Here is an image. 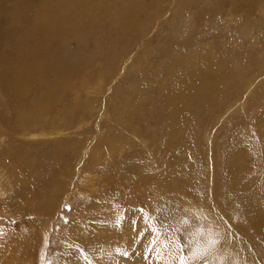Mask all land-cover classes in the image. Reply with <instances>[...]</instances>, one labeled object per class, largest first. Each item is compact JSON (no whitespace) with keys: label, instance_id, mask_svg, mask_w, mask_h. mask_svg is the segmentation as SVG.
I'll use <instances>...</instances> for the list:
<instances>
[{"label":"rangeland","instance_id":"obj_1","mask_svg":"<svg viewBox=\"0 0 264 264\" xmlns=\"http://www.w3.org/2000/svg\"><path fill=\"white\" fill-rule=\"evenodd\" d=\"M23 1L0 0V69H10L5 81L0 77V264H134L137 255L141 264H259L257 256L264 264L261 236L225 184L233 178L227 176V154L239 152L236 163L246 166L241 174L254 176L252 185L264 190V145L254 136L264 130V0L238 8L230 7L231 0H217V6L215 0H148L146 10L124 22L123 33L110 26L116 22L111 15L124 11L122 1H89L47 40L48 55L59 50L75 63L72 82L57 87L38 116L16 127L10 91L14 95L25 66L19 55L34 39L28 30L40 27L31 18L39 0ZM62 6L54 15L60 22ZM8 8H22V17L8 16ZM5 18L21 28L6 35ZM226 50L229 59L236 57L230 60L237 75L221 101L199 112L190 146L175 143L172 162L173 155L161 157V136L171 121L164 96L202 68L210 92L206 66ZM178 114L184 120L188 110ZM40 130L62 134L36 137ZM163 169L172 172L162 180ZM165 180L174 183L163 187ZM138 212L147 219L137 220ZM124 229L127 242L108 241L110 234L115 241L124 236ZM157 249L170 260L160 261Z\"/></svg>","mask_w":264,"mask_h":264},{"label":"bare ground","instance_id":"obj_2","mask_svg":"<svg viewBox=\"0 0 264 264\" xmlns=\"http://www.w3.org/2000/svg\"><path fill=\"white\" fill-rule=\"evenodd\" d=\"M25 1V0H24ZM23 1V3H24ZM57 0H39L38 1V5L37 7H35L36 9L34 10V12L31 14V18L37 22V24H40V27L37 28L34 27V30H28L31 35H34V39H32V44L31 45H27L28 47H26V49H24L20 55H19V62L21 64H24L25 66L20 67V80L17 81L16 84V90L13 88L14 90V95L13 92L11 93L10 91V95L11 98L16 102L15 103V107H14V115H15V121L16 122V127L19 126H23L26 123L30 122L33 117L38 116L43 110V108H45L49 103H51L54 99L53 97L55 96V89H57L58 87V91L63 90L62 89V85L65 84L66 82H72V74L76 71L75 68H77L75 65V63H72L71 60L68 61V57L59 50L54 51L51 55H48L50 52H46L49 48L47 46V40L50 38L52 39L53 36H56L57 34V29H61L64 28L66 26V22L69 19H72L71 16L74 14H76L77 12H79L82 8H84L86 5V3H88L89 1H96L95 3L97 5L101 6V2L102 0L98 1V0H60L63 2V4L57 3ZM123 2L124 4V11L120 14H118V12L116 11L114 15H111V18L116 20V22H113L112 24H110V26H120L121 27V33H123L125 31V23H127L129 20H131V17H135L136 13H140L142 10H146V8L148 7V0H120ZM214 1V0H213ZM217 0H215V5L217 6L216 2ZM14 2V1H13ZM20 2V1H19ZM93 2V3H94ZM258 2H260V0H231V2L229 3L231 8H238L237 3L242 4V3H247V5H252V4H257ZM22 3V4H23ZM35 3V2H34ZM90 3V2H89ZM182 3V2H181ZM188 1L184 2V5H187ZM12 4V3H11ZM20 4V5H22ZM148 4V5H147ZM182 5L180 4V2L177 3V5ZM16 5V4H15ZM34 5V4H33ZM36 5V4H35ZM58 5V6H56ZM61 5H63L62 7L64 8V11L66 10V14H64L62 16V20L61 18H59L61 20L58 21L54 15L56 14V9H60ZM178 5V6H179ZM191 5V4H190ZM189 5V6H190ZM244 5V4H242ZM18 6V5H17ZM126 6V7H125ZM219 6V5H218ZM245 6V5H244ZM253 6V5H252ZM13 7H16L13 5ZM99 7V6H98ZM177 7V6H176ZM246 7V6H245ZM261 7V6H259ZM20 8V6H19ZM25 8H28V4H25ZM101 9V7H99ZM103 8V7H102ZM110 8V7H109ZM218 8V7H216ZM220 8V7H219ZM230 8V9H231ZM14 10H12V8H8L9 10V15H12L17 12L20 13V16L22 17L21 14V10L17 9V8H13ZM62 9V8H61ZM60 9V11H61ZM184 9V7L182 8V10ZM187 9V7H186ZM2 10V9H1ZM109 10V9H108ZM107 10V11H108ZM213 10V9H212ZM215 10V9H214ZM105 11V10H104ZM228 11V10H227ZM237 11L234 10V12ZM252 11V10H251ZM24 12V11H22ZM26 12V10H25ZM24 12V13H25ZM76 12V13H75ZM210 12V11H209ZM215 12V11H214ZM218 12V11H217ZM220 12V11H219ZM231 12V11H230ZM264 12V11H262ZM61 13V12H59ZM90 13V12H89ZM106 14V12L104 13ZM112 14V13H111ZM76 16V15H75ZM83 16V14H82ZM17 17V15L15 16ZM57 17V16H56ZM61 17V16H60ZM7 18V17H6ZM6 18L2 21V26H5L7 28V33L6 35L9 33V31L11 33H14V29L16 27V29L21 28V23L19 22H14L9 23V20H6ZM68 18V19H67ZM99 18V17H98ZM214 18V17H213ZM76 19V18H74ZM82 19V18H81ZM73 20V19H72ZM79 20V18H78ZM101 20V19H100ZM110 20V18L108 19ZM107 20V21H108ZM32 21V22H34ZM66 21V22H65ZM99 21V20H98ZM250 19L249 17H247V19L245 20V23L249 22ZM101 22V21H100ZM122 23L124 25H122ZM12 24V27H11ZM35 24V25H37ZM119 27V28H120ZM5 28V29H6ZM14 28V29H13ZM32 28V27H31ZM47 29V33L48 34H43L41 32L42 29ZM113 28V27H112ZM107 30V29H106ZM110 30V29H109ZM44 31V30H42ZM90 31V30H89ZM111 31V30H110ZM115 31V29H114ZM113 31V32H114ZM127 31V30H126ZM6 32V31H5ZM17 32V30L15 31ZM20 32V31H19ZM18 32V33H19ZM23 32V31H22ZM24 33L27 32L24 30ZM45 33V32H44ZM105 33V32H104ZM20 35V34H19ZM126 34L124 33V36ZM25 36V34H24ZM43 36V37H42ZM50 36V37H49ZM58 36V35H57ZM123 36V37H124ZM65 37V36H64ZM63 38V37H62ZM186 38L184 37L183 39H181L182 43L186 42ZM43 39V42H42ZM189 39V38H188ZM65 40V39H64ZM19 41V40H18ZM202 41V40H201ZM181 44V43H180ZM206 44V43H205ZM60 45V44H59ZM42 47V48H41ZM174 47V46H173ZM190 47V46H189ZM188 47V48H189ZM207 47V46H206ZM209 47V45H208ZM17 48V47H16ZM48 48V49H47ZM159 48V47H158ZM167 48V46H166ZM205 48V47H204ZM57 49V47L55 48ZM54 49V50H55ZM169 50H171L170 48H168ZM179 49V48H177ZM198 49V48H197ZM208 49V48H207ZM164 50V47H163ZM162 50V51H163ZM167 50V49H166ZM190 50V49H189ZM203 50V48H202ZM209 50V49H208ZM211 50V48H210ZM20 51V50H19ZM179 51V50H178ZM213 51V50H211ZM224 51V50H223ZM222 51V52H223ZM164 52V51H163ZM169 52V51H168ZM192 54H194V50H192ZM202 52V51H201ZM222 52L220 54H222ZM167 54V52H165ZM170 53V52H169ZM195 55H198V51L195 50ZM200 53V52H199ZM12 54V53H11ZM36 54H41V57H39ZM62 54V55H61ZM164 54V53H163ZM190 54V51L189 53ZM204 54V53H202ZM212 54V53H211ZM230 52L223 53L222 55L219 56H215L216 59L218 60H213V63H209L206 68L209 69V73H207L206 77H208L209 75H212V85L211 86V91L208 92L207 90H205V80L204 78H202L201 76H204L205 73H203L202 69H197L192 71L191 73L187 74L186 76H184L182 78V81L179 82V84L177 86H175L174 88H172L171 90H173L170 94L167 93L164 97H165V103L166 105H168L167 109L169 111L168 113V118L171 120L170 123L168 124V126H166V129L163 133V136H161L162 140H164L161 143V157L165 154H167L168 156L173 155L171 162L173 161L176 153H177V149L175 148V143L178 144V146H190L187 142L189 136H190V128L193 126V122H196V119L198 118L199 112L201 111H207L206 108L207 106H209L212 103H216L217 98L219 96H222L223 93L226 92V86L229 84V82L237 75L235 73V71H231L233 67V65L231 64L232 60H230L231 58H236L234 55L233 57H231L229 59V55ZM64 55V56H63ZM231 55V54H230ZM15 56V55H14ZM66 56V58H65ZM16 57V56H15ZM14 57V58H15ZM80 56H76L75 58H77L76 64L78 62V58ZM171 57V55H170ZM193 57V56H192ZM197 58V57H196ZM199 58V57H198ZM203 58V57H202ZM17 59V57L15 58V60ZM189 59V58H188ZM83 59L81 58L80 61H82ZM193 60V59H192ZM195 61H197L196 59H194ZM236 60V59H234ZM191 61V60H190ZM237 61L240 62L241 66L245 63V57H241L238 58ZM15 62V61H14ZM189 62V61H188ZM10 63V62H9ZM237 63V62H236ZM14 65V64H13ZM79 65V64H77ZM7 66V65H6ZM15 67V66H14ZM81 67V65H80ZM234 68V67H233ZM8 69V68H6ZM5 68H1L0 69V77H1V81H5L8 78V75L10 73V69L6 70ZM245 70V69H244ZM146 71V70H145ZM9 72V73H8ZM241 73V72H240ZM239 73V74H240ZM251 73V72H250ZM201 75V76H200ZM218 75H219V80H218ZM200 76V77H199ZM12 78V77H11ZM9 80V79H8ZM11 82V81H10ZM3 83V82H2ZM7 83V82H6ZM9 83V82H8ZM5 85V84H4ZM9 86V85H8ZM208 87V86H207ZM248 87V86H247ZM12 89V88H11ZM61 89V90H60ZM210 90V88H209ZM20 91V94H19ZM89 92L91 90H88ZM87 92V91H86ZM92 92V91H91ZM229 93V91H227ZM22 96V97H21ZM163 97V98H164ZM10 98V99H11ZM28 98V100H27ZM168 98V99H167ZM9 100V99H8ZM31 102V106L29 108L24 107V104L27 101ZM59 100V99H58ZM218 100H220L218 98ZM245 100V99H244ZM10 101V100H9ZM199 101L201 103V107L199 108V104H197V102L193 105V102ZM221 101V100H220ZM12 102V101H11ZM218 102V101H217ZM225 102V101H224ZM227 102V101H226ZM14 104V103H13ZM226 104V103H225ZM199 105V106H198ZM223 106V104H221ZM212 106V105H211ZM186 111L188 110V117L186 116V119L184 118V120H182V117L178 114V112L180 111ZM209 110V109H208ZM183 114V113H182ZM219 116V115H218ZM221 116V115H220ZM185 117V116H184ZM39 118V117H38ZM37 119V118H36ZM256 119V118H255ZM39 121V119H38ZM255 121V120H254ZM166 123V122H165ZM31 124V123H30ZM164 129V128H163ZM255 131V129H253ZM251 130V132L253 131ZM42 132L38 133L36 135V137H51V136H57L62 134L61 131L58 130H51L49 132H44L43 130H40ZM33 134V133H31ZM35 134V133H34ZM31 136H25V137H32ZM119 136V135H118ZM255 138L259 141V143L261 145H264V130H261L260 132L257 131V133L254 134ZM134 137V136H133ZM92 142V141H91ZM90 142V143H91ZM111 142V140H110ZM109 142V143H110ZM115 142V140H114ZM87 143V142H86ZM89 143V142H88ZM108 143V142H107ZM108 143V144H109ZM3 144V143H2ZM76 145V144H75ZM74 145V146H75ZM85 145V144H84ZM83 145V147H85ZM88 146V145H87ZM90 146V145H89ZM82 147V146H81ZM82 147V148H83ZM263 149L264 147L261 146ZM100 149V148H99ZM260 149V148H259ZM89 150V149H88ZM90 151V150H89ZM84 152V151H83ZM88 152V151H87ZM119 152V151H118ZM264 152V151H263ZM229 153V152H228ZM238 154L239 152H235L232 155L229 153L227 155H229V165L228 167V172L229 175H227L228 177L233 176V178L225 179V184H226V188H232V190L228 193H231L230 195H233L236 198H239L240 202H241V207L244 209L246 216H247V222L249 223L250 226L254 227L253 229L255 230V232H257V235H259V237L261 236V240L263 242L260 243H264V190L263 192H259L260 190H256L255 186L252 185V181H256L254 179V176H249V173L247 171V175H242L241 172L246 168H240L239 169V164H237L236 162L238 161ZM262 154V153H261ZM86 155V153H85ZM242 155V153H241ZM97 156V155H96ZM101 156V155H100ZM166 156V155H165ZM93 157V156H92ZM228 157V156H227ZM109 159V158H108ZM161 159H165V158H161ZM167 159V158H166ZM33 160V158H32ZM82 160V159H81ZM25 161L22 159V163ZM31 161V160H30ZM169 161V160H168ZM20 162V159H19ZM167 162V161H166ZM170 162V165H171ZM239 162V161H238ZM244 163V162H243ZM14 164V163H13ZM25 164V163H24ZM16 166H20L21 164H17L15 163ZM244 165V164H243ZM242 165V166H243ZM92 166V165H91ZM237 166V167H236ZM174 167V166H173ZM236 167V168H235ZM250 169V167H247V169ZM175 169V168H174ZM164 170V169H163ZM160 172L161 176H162V180L165 178V176H171L169 173L172 172V170L170 169L169 172H166L164 170V172ZM177 170V169H175ZM173 170V171H175ZM2 174V172H0ZM20 173V172H19ZM17 173V174H19ZM85 174V173H84ZM179 174V173H178ZM86 175H89V173ZM251 175V174H250ZM186 176V174H185ZM238 177V179L236 180L235 177ZM88 177V176H87ZM86 177V178H87ZM90 177V176H89ZM183 177V176H182ZM259 178V177H258ZM22 181V178H18ZM90 179V178H89ZM170 179V177H169ZM172 179V178H171ZM175 179V178H174ZM173 179V180H174ZM249 179V180H248ZM88 180V179H87ZM93 180V179H92ZM161 180V179H160ZM171 180L170 182H166L162 181L163 183V187L167 184V183H174V181ZM176 180V179H175ZM249 181L248 183L246 181ZM88 182V181H87ZM176 182V181H175ZM86 183V182H85ZM176 185V184H175ZM152 186V185H151ZM82 187V186H81ZM157 188H159L158 184L156 185ZM95 188V187H94ZM147 189V188H146ZM188 190V186H184L180 189V191L183 194H186ZM79 191V190H78ZM82 191V190H81ZM83 192V191H82ZM87 194V193H86ZM211 197V196H210ZM212 204V203H211ZM108 209V208H107ZM140 212V211H139ZM138 212V213H139ZM119 215V214H117ZM122 216V215H121ZM137 220L141 221V218L146 217V215H141L139 213V215L137 214ZM142 216V217H141ZM125 219V218H124ZM147 219V217H146ZM152 220V219H151ZM149 221V220H148ZM113 222V220H112ZM89 223V222H88ZM77 224V223H76ZM129 224V223H128ZM93 226V225H90ZM99 227V226H98ZM248 227V224H247ZM89 228V227H88ZM87 228V229H88ZM91 228V227H90ZM100 228V227H99ZM98 228V229H99ZM93 229V227L91 228ZM101 230V229H100ZM95 231V230H94ZM108 231V230H107ZM101 233V232H100ZM121 233L124 235L121 238H119L118 240H111L112 238V234L109 235V242L114 243V242H118V244L121 246L123 244V242H127V237L129 236V233L127 230H122ZM96 234V233H95ZM128 234V235H127ZM98 235V233H97ZM100 235V234H99ZM255 235V234H254ZM131 236V235H130ZM242 238V237H241ZM256 238V237H255ZM219 240V239H218ZM114 241V242H113ZM254 241V238H253ZM260 241V240H259ZM9 242V241H8ZM219 242V241H218ZM145 243V242H144ZM143 243V244H144ZM223 243V242H222ZM157 244V243H156ZM159 245V244H158ZM142 246V245H140ZM138 248V246H137ZM174 248V247H173ZM262 248V247H261ZM141 249V248H140ZM143 249V248H142ZM145 249V248H144ZM172 249V248H171ZM233 249V248H232ZM139 250V249H138ZM158 250V249H157ZM195 250V249H194ZM255 250V249H253ZM145 251V250H144ZM171 251V250H170ZM235 251V250H234ZM158 252H161V254H165V255H160ZM177 252V251H176ZM240 252V251H239ZM155 256H158V258L161 260L163 259H167L170 260L171 256L168 255L165 250L160 249L158 251H154ZM179 253V252H177ZM228 255V254H227ZM241 255V254H240ZM138 256H132V261L134 264H141L143 259H139L138 261ZM142 256V255H141ZM140 256V258H142ZM257 256V254H256ZM150 257V256H149ZM176 257V256H175ZM225 257V256H224ZM223 257V258H224ZM124 258V257H122ZM131 258V257H130ZM234 258V257H233ZM255 258V256H254ZM151 259V257H150ZM180 259V258H179ZM227 259V258H226ZM118 260H121L118 259ZM123 260V259H122ZM121 260V261H122ZM128 259H126L125 261H127ZM156 260V259H153ZM232 260V259H231ZM257 260L259 262V264H261V261L259 260L258 256H257ZM116 261V260H115ZM152 261V260H151ZM222 261V260H221ZM233 261V260H232ZM237 261V260H236ZM124 262V261H123ZM158 262V261H156ZM155 262V263H156ZM234 262V261H233ZM232 262V263H233ZM17 263V262H16ZM132 263V262H131ZM154 263V262H153ZM151 263V264H153ZM154 263V264H155ZM159 263V262H158ZM226 263H228L226 261ZM254 263V262H253ZM5 264V263H4ZM116 264V263H115ZM121 264H123L121 262ZM145 264V263H144ZM174 264V263H173ZM231 264V263H230ZM257 264V263H256Z\"/></svg>","mask_w":264,"mask_h":264},{"label":"snow or ice","instance_id":"obj_3","mask_svg":"<svg viewBox=\"0 0 264 264\" xmlns=\"http://www.w3.org/2000/svg\"><path fill=\"white\" fill-rule=\"evenodd\" d=\"M181 264H184V262H183V261H181Z\"/></svg>","mask_w":264,"mask_h":264}]
</instances>
